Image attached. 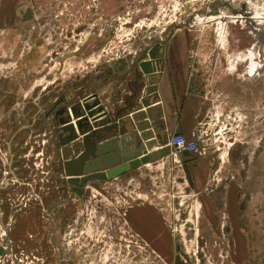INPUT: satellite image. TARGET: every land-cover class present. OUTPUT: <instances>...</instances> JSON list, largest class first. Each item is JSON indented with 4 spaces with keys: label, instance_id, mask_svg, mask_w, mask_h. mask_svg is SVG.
<instances>
[{
    "label": "rangeland",
    "instance_id": "1",
    "mask_svg": "<svg viewBox=\"0 0 264 264\" xmlns=\"http://www.w3.org/2000/svg\"><path fill=\"white\" fill-rule=\"evenodd\" d=\"M154 45L193 155L78 195L55 104L135 72L139 92ZM0 248V264H264V0H0Z\"/></svg>",
    "mask_w": 264,
    "mask_h": 264
},
{
    "label": "water",
    "instance_id": "2",
    "mask_svg": "<svg viewBox=\"0 0 264 264\" xmlns=\"http://www.w3.org/2000/svg\"><path fill=\"white\" fill-rule=\"evenodd\" d=\"M31 17L32 13L27 8L22 19L27 20ZM156 48L157 46L154 45L149 52V58L139 62V68L146 78L140 96V102L145 110H138L123 117L121 110L113 112L112 109L105 108L98 93H93L82 103L71 105L69 109L66 106H61L55 110L53 116L57 126L56 140L62 174L72 191L78 195L82 194L88 180L111 179L170 152L166 134H158L160 126L155 122L149 124V122L139 121L146 116L149 120L154 119V116L149 114L148 107L158 100L156 82L159 79V72L156 70V64L157 67L159 64L158 58H156ZM61 99L57 101L55 107ZM96 106H98L97 111H94L92 107ZM69 111L71 115H68L67 118L64 117V113ZM95 112H101V114L92 117ZM110 112H113V115H110ZM100 117L105 118L101 120ZM71 118L76 119V129ZM126 124L131 126L130 131L126 130ZM149 128L152 130H146ZM108 132L111 133L107 134ZM79 135L82 137L79 138ZM152 137L155 139H151ZM157 144H161V146L154 151H148ZM71 150L75 154L73 157H69ZM181 153L186 156L189 151L183 150ZM2 253L3 250L0 248V254Z\"/></svg>",
    "mask_w": 264,
    "mask_h": 264
},
{
    "label": "crops",
    "instance_id": "3",
    "mask_svg": "<svg viewBox=\"0 0 264 264\" xmlns=\"http://www.w3.org/2000/svg\"><path fill=\"white\" fill-rule=\"evenodd\" d=\"M164 68L165 67H160V69L158 70L159 79L156 82L158 100L151 103L148 107L150 111L149 114L151 116H154V119L149 120L146 116L145 118L142 117L139 121L149 122V124H151L150 122H155L158 126H160V129H158V134L165 133L166 136H168V135H171L177 132L185 133L187 132V128L185 127L184 124L187 119L186 117L188 115L184 110L185 107L183 106L185 97L182 95V93L184 89L181 88L177 84L178 81H176L174 76H172V73L170 74L169 71ZM137 71L141 74V80H142V85H141L139 92H136V93L133 92L135 90L133 88L135 86L134 84L135 82L138 81L136 78L137 72L134 73L135 79L129 78V77H126L123 80L119 79L118 84H116L117 86L114 87L115 88L114 91L108 90V89H102L100 92L98 91L100 101L102 102L103 106H105V108L112 109L113 112L116 110H121L122 111L121 115L123 117H125L126 115L129 116L131 115L132 112L135 113L138 110H145V107H143L140 102V96L142 95V90H143V87L145 86L146 78L144 74L141 72L140 68H138ZM93 90L88 91V92L84 91V93H79L78 95H76V97H74L75 99L68 97L67 99H65V101L63 100L64 102L61 101L60 103H58V105L56 106V109L60 108L61 106H66L69 109V107L75 103H82L85 98L95 93ZM97 107L98 106L92 107V109L94 111H97ZM113 112H110V115H113ZM100 114L101 112H95L92 117L98 116ZM68 115H71L70 111L68 113H64V117L67 118ZM79 118H82V117H79ZM104 118L105 117H100L101 120H104ZM89 119H90V122H92L90 117ZM75 120H76L75 118H71V122L74 123V126H75ZM51 122L53 123V129H54V132L56 133L57 126L55 125V118L53 117V114H52ZM125 128L128 131L131 130V126L129 124H126ZM75 129H76V126H75ZM146 130L151 131L152 128H149ZM110 133L111 132H108L107 134H110ZM81 137L82 135H79V138ZM151 139L154 140L155 137H152ZM159 146H161V144H157L156 146H153L148 151L155 150ZM131 147L133 148V146ZM180 155L184 157L182 153H180ZM191 155H193V153L189 152L187 156H191ZM73 156H75V154H74V151L71 150L69 157H73ZM60 169L62 172L61 164H60ZM97 180L99 179L88 180L84 188L90 181H97ZM101 181H104V180H101ZM141 218L142 216H140V211L138 209L130 210L128 214V219L130 220V224L132 225V228L137 230L138 232H140L143 228L141 225Z\"/></svg>",
    "mask_w": 264,
    "mask_h": 264
},
{
    "label": "built area",
    "instance_id": "4",
    "mask_svg": "<svg viewBox=\"0 0 264 264\" xmlns=\"http://www.w3.org/2000/svg\"><path fill=\"white\" fill-rule=\"evenodd\" d=\"M167 145L173 153L182 152L183 150L191 151L195 148L194 142L188 141L184 135L179 133L168 135Z\"/></svg>",
    "mask_w": 264,
    "mask_h": 264
},
{
    "label": "bare ground",
    "instance_id": "5",
    "mask_svg": "<svg viewBox=\"0 0 264 264\" xmlns=\"http://www.w3.org/2000/svg\"><path fill=\"white\" fill-rule=\"evenodd\" d=\"M159 69H160V67H157V64H156V70H159ZM55 110H56V108L53 110V113L52 114H54Z\"/></svg>",
    "mask_w": 264,
    "mask_h": 264
},
{
    "label": "flooded vegetation",
    "instance_id": "6",
    "mask_svg": "<svg viewBox=\"0 0 264 264\" xmlns=\"http://www.w3.org/2000/svg\"><path fill=\"white\" fill-rule=\"evenodd\" d=\"M56 108V107H55ZM54 117V116H53Z\"/></svg>",
    "mask_w": 264,
    "mask_h": 264
}]
</instances>
